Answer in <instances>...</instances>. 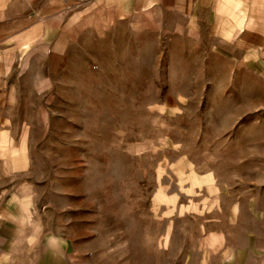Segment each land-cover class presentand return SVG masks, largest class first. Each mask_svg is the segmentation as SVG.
I'll return each instance as SVG.
<instances>
[{
    "label": "rangeland",
    "instance_id": "rangeland-1",
    "mask_svg": "<svg viewBox=\"0 0 264 264\" xmlns=\"http://www.w3.org/2000/svg\"><path fill=\"white\" fill-rule=\"evenodd\" d=\"M36 17L0 0V250L264 264V61L171 11L73 7L20 43Z\"/></svg>",
    "mask_w": 264,
    "mask_h": 264
},
{
    "label": "crops",
    "instance_id": "crops-1",
    "mask_svg": "<svg viewBox=\"0 0 264 264\" xmlns=\"http://www.w3.org/2000/svg\"><path fill=\"white\" fill-rule=\"evenodd\" d=\"M33 6L37 17L20 31V43L47 40L54 42L66 23L69 9L75 7L82 12L85 8H107L117 6L121 13H137L159 9L179 15L207 21L210 34L243 48L242 58L249 64L264 61V0H25ZM56 59H63V47H59ZM28 58L25 59V61ZM25 64V62H24ZM1 237V235H0ZM8 232V248L0 250V264L30 263L24 250L18 259L13 258L14 240ZM1 239V238H0ZM1 241V240H0ZM11 243V246H10ZM21 250V248H18ZM62 262V260L60 259Z\"/></svg>",
    "mask_w": 264,
    "mask_h": 264
}]
</instances>
